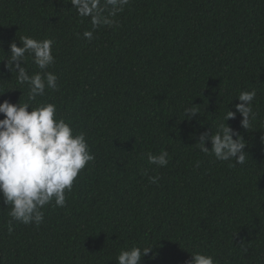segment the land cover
<instances>
[{
  "label": "trees",
  "instance_id": "obj_1",
  "mask_svg": "<svg viewBox=\"0 0 264 264\" xmlns=\"http://www.w3.org/2000/svg\"><path fill=\"white\" fill-rule=\"evenodd\" d=\"M114 19L88 41L90 18L69 0H0V102L55 104L94 156L38 226L9 232L0 196V264H117L134 246L152 247L140 264H188L194 252L264 264V0H129ZM24 36L53 40L58 89L35 100L6 67ZM23 66L40 71L27 55ZM253 89L244 129L234 106ZM228 111L243 165L194 145ZM165 150L167 166L148 163Z\"/></svg>",
  "mask_w": 264,
  "mask_h": 264
},
{
  "label": "clouds",
  "instance_id": "obj_2",
  "mask_svg": "<svg viewBox=\"0 0 264 264\" xmlns=\"http://www.w3.org/2000/svg\"><path fill=\"white\" fill-rule=\"evenodd\" d=\"M72 9L80 17H89L92 30L83 33L84 38L92 41L94 31L102 26H114V19L129 0H69ZM21 46L10 43V60L6 67L16 72L20 84L28 87L29 99L35 100L44 96L45 90H57V76L47 69L54 64L52 53L53 40H37L24 36ZM30 56L40 71L29 75L24 64L25 57ZM3 93H0L2 95ZM256 91H241L238 100L241 103L234 107L242 116L241 126L248 129L250 120L254 118L252 102ZM30 109V111H29ZM236 112L228 111L224 121L218 125L215 134L199 135V150L211 152L219 161H234L243 165L248 155L243 149L245 141L225 123L234 118ZM56 105L41 103L32 107L29 103L15 104L5 100L0 102V196L9 211L7 213L8 231H12L14 221L25 225H40L44 219V207L52 204L64 207L66 191L71 192L73 182L81 169L94 160L90 153L84 133L74 134L73 129L63 118L57 117ZM190 118L197 114L192 108L185 110L184 115ZM233 136L236 138L233 139ZM210 141L211 147L205 142ZM148 163L165 167L169 163V153L161 151L158 155L146 153ZM158 177H152L156 183ZM152 247L134 246L121 250L117 256V264H140L142 257L147 256ZM153 257H149L152 259ZM188 264H216L211 255L200 252L191 253Z\"/></svg>",
  "mask_w": 264,
  "mask_h": 264
}]
</instances>
